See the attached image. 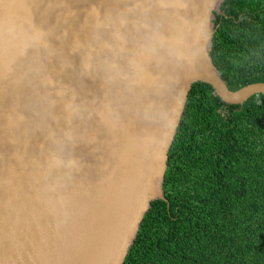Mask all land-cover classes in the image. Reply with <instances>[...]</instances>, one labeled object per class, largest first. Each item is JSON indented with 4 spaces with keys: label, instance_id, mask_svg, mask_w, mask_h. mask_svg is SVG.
Returning <instances> with one entry per match:
<instances>
[{
    "label": "water",
    "instance_id": "1",
    "mask_svg": "<svg viewBox=\"0 0 264 264\" xmlns=\"http://www.w3.org/2000/svg\"><path fill=\"white\" fill-rule=\"evenodd\" d=\"M92 2L97 0H0L5 34L34 23L52 30L56 49L51 56L43 49L30 50L7 79L0 66V264H122L150 203L165 201L167 154L191 86L207 84L225 105L264 95V82L227 89L209 56L212 21L221 14L223 0H196L208 17L210 35L202 41L206 58L181 73L174 129L163 136L150 134L155 125L137 114L135 95L122 86L102 87L99 67L90 76L81 75L87 45L96 47L84 22ZM99 2L103 11L123 7L125 0ZM77 39L85 47L74 52ZM138 39L139 34H129L127 51L118 61L125 69ZM103 55L93 52L97 64ZM148 69L157 73L152 63ZM170 72L171 67L164 76ZM106 98L118 120L114 131L97 114ZM69 103L87 111L70 116ZM62 211L69 218L57 230L56 214Z\"/></svg>",
    "mask_w": 264,
    "mask_h": 264
},
{
    "label": "trees",
    "instance_id": "2",
    "mask_svg": "<svg viewBox=\"0 0 264 264\" xmlns=\"http://www.w3.org/2000/svg\"><path fill=\"white\" fill-rule=\"evenodd\" d=\"M220 12L209 52L220 78L230 91L264 82V0H223ZM162 190L122 264H264V95L225 105L193 84Z\"/></svg>",
    "mask_w": 264,
    "mask_h": 264
},
{
    "label": "clouds",
    "instance_id": "3",
    "mask_svg": "<svg viewBox=\"0 0 264 264\" xmlns=\"http://www.w3.org/2000/svg\"><path fill=\"white\" fill-rule=\"evenodd\" d=\"M97 2L89 3L85 10V24L91 29V40L96 47L89 43L90 49L81 60V75L90 76L97 67L103 71L102 87L110 90L112 87L122 86L123 90L135 95L139 100L137 114L149 125H155L150 134L163 136L175 127L178 116L177 102L182 89L177 91L181 73L186 67H195V64L206 58V48L203 42L208 39V17L199 11L196 0H125L123 7L115 10L104 8ZM139 34L134 54L127 57V68L118 62L127 51L129 34ZM108 33V38H104ZM52 30L34 23L29 29H9L7 34L0 29V66L3 76L15 73L18 62L29 56L30 50L46 51L51 56L56 53L51 43ZM85 44L78 39L72 51L84 48ZM98 49V51H97ZM103 53V58L96 62V57ZM235 67L243 65L232 61ZM149 63L155 65L157 73L148 69ZM172 72L164 76L169 68ZM166 81V82H165ZM19 83V80H14ZM47 83L53 81L48 78ZM140 89V93H137ZM149 90L151 94L149 95ZM66 108L69 115H82L87 111L80 105L69 103ZM101 122L114 131L118 120L115 119V109L110 99L102 102L97 111ZM89 116L92 112L88 113ZM69 139L72 134L66 133ZM55 163H61L55 158ZM75 165L76 161H69ZM63 199L61 198V204ZM69 214L62 211L56 214V228L67 223Z\"/></svg>",
    "mask_w": 264,
    "mask_h": 264
}]
</instances>
